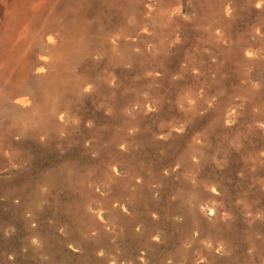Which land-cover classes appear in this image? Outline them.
Instances as JSON below:
<instances>
[{"label": "rangeland", "instance_id": "1", "mask_svg": "<svg viewBox=\"0 0 264 264\" xmlns=\"http://www.w3.org/2000/svg\"><path fill=\"white\" fill-rule=\"evenodd\" d=\"M114 2L0 107V264H264V0Z\"/></svg>", "mask_w": 264, "mask_h": 264}, {"label": "bare ground", "instance_id": "2", "mask_svg": "<svg viewBox=\"0 0 264 264\" xmlns=\"http://www.w3.org/2000/svg\"><path fill=\"white\" fill-rule=\"evenodd\" d=\"M12 1V2H10ZM83 0H4V8L0 14L4 15V21L0 26V107L3 104H11L19 109L29 107L34 96H42L47 103L50 94L60 89L62 77L69 75V67L79 58L76 53L64 59L61 64V47L65 39L62 35H56L50 28V24H58V15L64 10L69 14H83ZM105 4H111L115 0H96ZM141 4L143 0H132ZM120 9V0L114 2ZM148 6L150 3H148ZM87 13V12H86ZM71 24L78 25L82 30V23L74 16ZM68 28V25L67 27ZM42 43L45 47L52 48V59L36 53L34 47ZM66 61V62H65ZM51 66V71L45 73L46 65ZM53 69V70H52ZM38 78L36 87L33 82ZM33 87L34 95L26 94L23 89ZM44 103V105H46ZM45 110L40 111V115ZM61 115V114H60ZM59 115V116H60ZM47 117L45 118V120ZM63 120V119H62Z\"/></svg>", "mask_w": 264, "mask_h": 264}]
</instances>
